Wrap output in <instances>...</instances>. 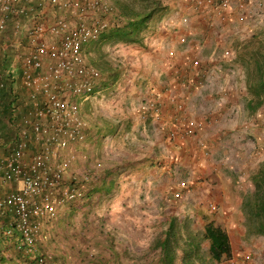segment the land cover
Listing matches in <instances>:
<instances>
[{
  "label": "rangeland",
  "instance_id": "374dc122",
  "mask_svg": "<svg viewBox=\"0 0 264 264\" xmlns=\"http://www.w3.org/2000/svg\"><path fill=\"white\" fill-rule=\"evenodd\" d=\"M169 1L176 8H164L157 12L141 32V42L106 43L103 46L107 58L114 66H118L121 74L114 84L99 89V93L88 100V105L85 106V102L81 105L82 115L89 125L88 142L86 147L76 152L73 174L87 176L84 181L86 195L61 209L63 215L55 228L62 243L57 245V242L48 239L45 247L56 263L139 264V260L140 263L145 260L146 264H150L153 254L148 246L172 216L189 221L197 229L211 218L215 225L226 231L223 224L214 219L218 210L205 218L196 217L194 213L183 214L187 208L181 206V197H168L169 201H165L164 205L173 213L164 218L157 216L156 210L160 205L153 192L154 184L148 183L147 187L142 188L144 174L138 170L124 172L122 169L121 159L128 154L138 156L144 153L140 151L142 142L148 146V161L151 160L149 169H153L152 166L159 163V160L154 162L153 157L156 138L164 135L162 137L169 145L177 141L169 136L166 114L171 113V117H176L181 110L185 118L182 122H201V130L198 129L191 139L198 142L205 159L214 165L225 166L224 171L237 184L242 182L247 186L248 177L264 160V106L249 113L246 103L251 99V94L245 82L247 65L238 60L239 52L251 36L264 39V0H246L247 8L243 12L232 6L223 19L193 13L187 7V0H181L183 6L180 9L176 6L178 0ZM240 13L245 16L243 20H238ZM88 57L95 58V51H91ZM194 61L198 63L193 64ZM174 72L181 76L175 81L172 78ZM3 93L1 101L7 104L8 95L6 91ZM146 99L158 105V114L151 115L150 121L139 116V105ZM195 104L201 105L198 118L194 116ZM162 113L163 121L160 118ZM130 115L136 121L133 119L134 123H130L127 128L123 122ZM0 119V131L3 134L7 126L5 122L1 124V113ZM152 120H159V123H153ZM168 123L173 125V121ZM115 125H119L116 132H108ZM254 128L259 131L258 135L253 133ZM204 129L209 135L206 138L201 136ZM101 131L110 134L105 137ZM6 134L2 136L3 141L9 139ZM230 138L234 144H229V152L216 155L225 139ZM255 145L258 146L256 149ZM230 147L244 148L245 151L237 154ZM242 154H246V158L241 159ZM247 156H251L254 161L248 162ZM109 174L108 182H116V189H121L119 193L116 195L115 189L110 193H106L105 188L93 190V186ZM170 176L172 182L186 180L178 178L176 173ZM130 178L133 183L128 188L126 182ZM119 180H123L121 186ZM8 190L7 186L0 185V195ZM122 204L126 205V211L120 214ZM244 218L241 222L245 228ZM45 225L46 222L43 227ZM142 227L144 229L140 231ZM135 228L138 231L133 235L132 230ZM242 237L252 244L257 236L246 233ZM148 243L146 248H142ZM242 248V244L232 246V253L241 256L243 252H249L255 264H264L254 251L255 247L244 248L247 251L243 252ZM232 260L233 256L220 264H232Z\"/></svg>",
  "mask_w": 264,
  "mask_h": 264
},
{
  "label": "built area",
  "instance_id": "2783aa9c",
  "mask_svg": "<svg viewBox=\"0 0 264 264\" xmlns=\"http://www.w3.org/2000/svg\"><path fill=\"white\" fill-rule=\"evenodd\" d=\"M246 4L187 0L193 13L218 19L232 6L245 11ZM240 14L238 20H243ZM114 17L110 0H0V91H6L10 107L3 118L9 139L0 150V184L11 185L0 197V207L16 217L19 247L27 251L45 237V222L86 195L87 176L73 174L76 152L88 142L81 105L99 93L104 79L89 63L87 45L114 25ZM179 77L172 74L173 81ZM138 110L146 118L158 114V105L146 99ZM182 115L180 110L169 130L172 138L192 137L201 127V122H182ZM47 257L38 264H48ZM252 260L245 253L232 264Z\"/></svg>",
  "mask_w": 264,
  "mask_h": 264
},
{
  "label": "trees",
  "instance_id": "16d2710c",
  "mask_svg": "<svg viewBox=\"0 0 264 264\" xmlns=\"http://www.w3.org/2000/svg\"><path fill=\"white\" fill-rule=\"evenodd\" d=\"M113 1L115 6L113 20L116 19V22L103 32L97 40L87 45L88 51H95V58H90L89 63L98 68L102 77L103 74L105 75L98 86L99 89H106L114 84L121 74L118 66H114L107 58L103 46L106 43L141 42V32L147 28L148 22L157 12L165 8L159 0ZM238 60H242L247 65L245 82L246 88L251 94V99L247 101L246 106L249 113L252 114L257 107L264 106V39L260 36H251L242 51L239 52ZM3 96L4 93L0 91V101ZM88 104V100L85 101L84 105ZM8 107V104L1 101L0 113L2 119L7 117ZM146 120L150 121V117ZM125 121L124 124H126ZM4 122L2 120L1 124H4ZM118 126L115 125L114 128L111 126L108 132L114 134ZM5 129L3 134L0 135V140L6 134L5 131H7L6 135L9 136L7 127ZM99 131L97 130V132ZM108 132L103 133L101 131L105 137L110 134ZM6 141L7 139L3 141L2 138L0 150ZM257 147L255 145V149ZM109 177L110 174L107 177L105 176L98 184L93 186V190L105 188L106 193L112 192L115 189L116 182L114 184L108 182ZM248 178L249 191L243 194L241 200L245 217V231L248 235L264 238V160L259 162L256 170ZM3 195H0V197ZM171 197L174 198V194ZM61 209H59L56 217L49 220L43 227L45 237L39 238L35 243V248L27 251L24 246L19 247L22 235L15 227L16 217L6 208L0 207V264H38L39 259L46 255L49 256L47 257L48 264H60L56 263L53 256L45 251V247L48 239L53 243L57 242V245H60V242L62 243V238L55 228L58 220L62 217L61 215H63ZM9 228L12 230L7 235L5 231ZM148 250L153 254L150 264H220L223 260L233 256L232 245L227 232L215 225L212 220L207 221L202 228L197 229L189 221L178 220L177 217L173 216L169 218L166 226L153 239L148 246ZM138 263L146 264L145 260L141 263L139 260ZM63 264H67V262L64 261Z\"/></svg>",
  "mask_w": 264,
  "mask_h": 264
},
{
  "label": "crops",
  "instance_id": "0c3cea01",
  "mask_svg": "<svg viewBox=\"0 0 264 264\" xmlns=\"http://www.w3.org/2000/svg\"><path fill=\"white\" fill-rule=\"evenodd\" d=\"M160 1L162 5L165 6V10H172L173 8H176L173 6L172 1ZM176 6L180 9L183 6L182 1L178 0V4H176ZM152 18H154V16ZM199 108H201L200 104L194 105L195 114H193L196 118H198L197 114L199 112ZM221 112L224 111H220V113ZM162 115L163 113L160 115L161 121H163ZM171 115V113L169 115L166 114V116L168 117H166L167 122L165 123L169 125L168 128L172 127V125L168 123L169 121L171 122ZM131 117L132 116L130 115L129 118H125L127 128L130 123H134V118L131 119ZM134 120L136 121V119ZM159 120L152 121L153 123H159ZM156 130L158 131V129ZM252 130L255 135H258L259 131L256 128ZM204 131L205 129L202 131L201 136L206 138L209 135L206 134ZM141 134L143 135L142 131ZM156 134L158 135V132H156ZM162 136L164 135H161L159 138H156L153 143V145H155V147H153V152L155 153V156H153L155 157L154 162L156 160H159V163H155L156 165H158L156 168V165H154L152 166L153 169H149V163H151V160L148 161V146H145L146 144L142 141H140V143L142 142V144H140V151L144 153H140V155L138 156H136L135 154H128L129 156L121 159V162L123 163L122 169L124 170V172H133L138 170V172L144 174L143 178L145 177V180L142 182V188L147 187L149 185L148 183L154 184L153 192L155 197L157 198V203L160 205V208L156 210V215L164 218L166 216L168 217L173 213V211H169L170 208L165 206L164 203L165 201H169L167 199L168 197L170 199H173V197L171 198V195L173 194V191L177 188V185L175 184L176 182H172L170 174L176 173L179 176L178 178L183 177L184 179L190 181L188 187L183 190L182 197L180 198V202L183 201V203H181V206L183 205L187 208V212L183 214L194 213L196 217L205 218L211 213L214 214V212H211L208 207V203L213 202L214 204H216V210H218L217 213L215 212L214 219L215 221L221 222L223 224L224 229L226 230L229 236L231 245L237 247L242 244L245 249L255 247L254 251L258 254L259 258L264 261V245H262L264 244V238L257 236L256 240L252 244H249L242 237L246 236V231L241 222L244 217V213L241 208V200L243 194L249 191V185L246 186V184L242 182L237 184L236 180H232V178H230L228 174L224 171L225 166L222 167L218 164L214 165L209 159H205L202 154V148H200L196 140L186 138V140L181 141L177 139V141L174 140L172 143L169 142V145L167 143V140H165ZM231 139L232 138H230L229 140L225 139V142H221L222 144L220 146V149L217 150L216 155L220 156L223 153L225 154L226 152H229V144H234L233 140ZM164 146H166V149H163ZM238 146L243 147L242 144H239ZM230 149L237 154H241L243 151H245L244 148L230 147ZM164 152L166 153V156L164 155ZM253 154L254 153H252V156ZM247 157L248 162L254 161L251 156ZM240 158H246V154H242ZM161 163L162 165H160ZM176 169H178L177 172ZM122 181L123 180H119L120 186ZM131 183H133V179L130 178V180H127L126 182L127 187ZM2 186H7V188L9 189L11 188L10 184ZM115 190L117 195L121 189L119 190L115 187ZM147 203L148 202H146L143 206H145ZM123 211H126V205L122 204L119 213L121 214ZM208 220H211V218H209ZM203 221H205V219H203ZM143 229L144 228L142 227L140 231H142ZM160 229L162 230V228ZM137 231V228L133 229V235L137 234ZM149 244L150 243H148L142 248H146ZM244 244H246V246L248 247H245ZM244 248H242V252L247 251L244 250Z\"/></svg>",
  "mask_w": 264,
  "mask_h": 264
},
{
  "label": "clouds",
  "instance_id": "9594fccd",
  "mask_svg": "<svg viewBox=\"0 0 264 264\" xmlns=\"http://www.w3.org/2000/svg\"><path fill=\"white\" fill-rule=\"evenodd\" d=\"M113 2V1H112ZM114 3V2H113ZM139 116L141 117V114H140V112H139ZM148 117H150L151 118V116H147L146 118L144 117H142L144 120H146ZM173 118V119H172ZM172 118H171V121H173V123L175 122V121H177L176 119H175V117H173L172 116ZM172 127H173V125H172ZM171 127V128H172ZM170 127H169V129L168 130H170L171 129ZM201 130V129H200ZM199 130V131H200ZM170 136V135H169ZM171 137V136H170ZM186 138H191V137H185V138H183V139H178V140H184V139H186ZM175 139H177V138H175ZM181 182H184V184L183 185H181L180 183ZM189 183H190V181L189 180H183V181H181V180H179V182L178 183H176V185H178V187L173 191V194H174V198L176 199V198H180V197H182V192H183V190L185 189V188H187L188 187V185H189ZM177 194H178V196H177ZM208 207H209V210L210 211H213V212H215L216 211V209H217V207H216V204H214L213 202H209L208 203ZM244 254L245 253H249V252H243ZM243 255V254H242ZM241 255V256H242ZM236 257H240V255H239V253H234L233 254V259L234 258H236ZM232 258V257H231ZM231 263H232V261H231ZM256 262H255V260H254V257H253V260H252V262H251V264H255Z\"/></svg>",
  "mask_w": 264,
  "mask_h": 264
}]
</instances>
